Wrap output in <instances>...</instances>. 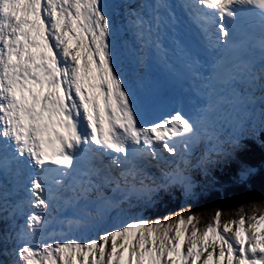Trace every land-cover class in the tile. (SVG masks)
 I'll return each mask as SVG.
<instances>
[{"label": "snow or ice", "instance_id": "1", "mask_svg": "<svg viewBox=\"0 0 264 264\" xmlns=\"http://www.w3.org/2000/svg\"><path fill=\"white\" fill-rule=\"evenodd\" d=\"M261 134L264 0H0V264H264V201L156 215Z\"/></svg>", "mask_w": 264, "mask_h": 264}, {"label": "trees", "instance_id": "2", "mask_svg": "<svg viewBox=\"0 0 264 264\" xmlns=\"http://www.w3.org/2000/svg\"><path fill=\"white\" fill-rule=\"evenodd\" d=\"M261 139L264 140V134H261ZM242 146L237 150V158L244 160L253 165H259L264 160V144L260 140L245 139ZM235 170V162L220 164L212 169V175L218 180L225 181L230 173ZM194 180L201 184H205L204 178L199 171H193ZM250 183L253 190L243 196H235L232 194V189L225 188L223 191H218L220 185H208L206 190L196 200H190L184 204L179 197H173L165 192L158 194L159 204L164 211L156 213V215H164L165 212H175L182 206L191 207V210L197 214V223L200 227L206 226L212 222V217L215 214L217 207L220 208L223 220L234 218L235 212L241 206L245 212L249 211L252 204L260 205L264 201V172H258L251 177ZM199 191V189H198ZM257 214H259L257 212Z\"/></svg>", "mask_w": 264, "mask_h": 264}, {"label": "rangeland", "instance_id": "3", "mask_svg": "<svg viewBox=\"0 0 264 264\" xmlns=\"http://www.w3.org/2000/svg\"><path fill=\"white\" fill-rule=\"evenodd\" d=\"M3 231H4V223H3V221H0V232H1V234L3 233ZM2 249H3V242L0 241V251H2Z\"/></svg>", "mask_w": 264, "mask_h": 264}]
</instances>
